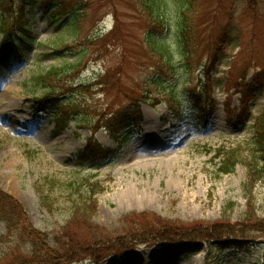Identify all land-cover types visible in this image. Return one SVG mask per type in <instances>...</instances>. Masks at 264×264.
<instances>
[{
    "label": "rangeland",
    "instance_id": "1",
    "mask_svg": "<svg viewBox=\"0 0 264 264\" xmlns=\"http://www.w3.org/2000/svg\"><path fill=\"white\" fill-rule=\"evenodd\" d=\"M46 1L3 0L7 16L0 12V20L10 19L13 38L5 42L0 34V193L18 203L26 220L52 240L75 204L90 202V182L95 232L141 228L145 217L189 228L240 225L249 210L246 190L255 201L253 218L264 224V181L247 184L254 119L264 113V74L255 80L264 72V0L251 8L250 0H200L189 15L196 52L190 65L177 54L175 71L153 53L147 34L154 31L173 49L179 18L174 10L181 1L163 0L168 29L141 10V0H63L61 13ZM71 8L78 22L71 25L69 18L61 25L58 20ZM223 35L232 40L214 65L206 51H217ZM51 68L58 71L45 80L54 95L64 97L60 104L71 101L84 111L77 124L69 120L61 129L56 103L37 106L45 91L35 78ZM203 109L215 110L204 128ZM127 110L139 113V124L115 143L102 127L116 124ZM93 138L112 156L100 170L76 160ZM226 152L237 160L227 174L219 169ZM141 213L145 217L133 215ZM6 222L0 215V237ZM76 231L86 229L80 225ZM239 231V244L230 247L188 239L158 246L132 242L127 247L135 251L124 264H264V232ZM15 237L20 239L13 235L0 244V264L8 263ZM59 264L122 262L97 250L94 258L83 254Z\"/></svg>",
    "mask_w": 264,
    "mask_h": 264
},
{
    "label": "trees",
    "instance_id": "2",
    "mask_svg": "<svg viewBox=\"0 0 264 264\" xmlns=\"http://www.w3.org/2000/svg\"><path fill=\"white\" fill-rule=\"evenodd\" d=\"M22 1H27V3H30L33 0ZM179 1H181V4L176 5L174 10L179 17L176 21L175 47L172 49L168 42L163 40V38L157 37L154 31H149L147 34L148 43L153 53L156 56L161 57L167 66L173 68V71L177 69L176 65L174 64L177 54H179V57L183 58V60H186V62L189 64L196 52L194 48V40H192L191 35L193 25L189 15L193 11H198L200 0ZM254 1L255 0H250V8L252 7ZM46 2L58 8L55 12H60L61 9L64 8L63 0H47ZM141 7V10L147 14L149 18H154V20H156L159 26H161L163 29H165V26L167 29L170 27L168 16L166 13H164L165 5L163 0H141ZM13 9L14 7L12 6V10ZM3 10L4 2L3 0H0V12H2L3 15L6 14L7 16V12H3ZM73 10L74 9L71 8L68 13L66 12L65 17H63V22L66 21L67 17L73 15ZM14 14L15 13L12 14V11H10V15ZM77 17L78 16L74 17L75 20L73 19L74 21H71V25H75L78 22L79 18ZM7 19V17H1L0 33L10 37V19ZM60 22L61 19L59 20V23ZM227 37L228 35H223V37L220 38L219 48L217 51L215 50L214 53L207 49L206 53L212 56V58L209 60V63L214 62V65L220 63L221 59L224 57L226 47H228L232 40V37ZM219 49L221 51H219ZM56 71H58V69L53 68L45 74L39 75L38 78H35L34 84L36 86L40 84L43 85V89L45 91L39 103H44L50 100H59V95L56 96L53 94L54 90H51V88L47 86L49 81L45 80V78L55 75ZM263 74L264 72L260 71L255 80H263V78H261ZM244 77L245 75H243V78ZM200 85L203 89L208 87V84L206 83ZM94 86L95 85L92 84L91 86L86 87L91 88ZM78 90L83 91V89ZM71 93L72 92H69V95H71ZM172 99L174 102L179 104L180 100L178 96L173 95ZM194 99L199 105L201 104L202 101L200 98L194 97ZM144 100L147 102L150 101L148 100V97ZM64 105L65 108H63L62 112H60L56 117L58 119L60 118L58 121L59 129H61V126L66 124V121L71 118V115L76 119L80 117L81 113H84L83 110L80 112L78 111L80 108L79 105V108H74V104L71 103V101H67ZM212 112L213 111L209 110H205L203 112L205 125L208 124L209 119L207 117L209 115L211 116ZM130 113L132 112L127 110L123 117L118 119L119 121L116 122V124L110 123L104 126L107 127L108 131L110 130L109 132H115L117 131V126L122 127L121 124L125 123L126 121L128 123L131 122L132 114ZM134 115L136 116L135 119L137 120L138 115ZM90 123L92 124L93 121ZM201 125L204 127V124ZM254 128L255 138L250 159L252 173L249 174V180L247 183L252 186L256 184L258 179H262L264 181V113L255 119ZM118 132L119 130L116 132V134ZM226 153H228L226 157L227 159H225L226 161L223 163L222 167L219 168L220 171L225 174L233 172V169L237 164L235 153ZM108 156L109 151L104 150L103 147H101L100 144L94 140H90L85 151L79 155L80 160L84 164H88L90 167L95 169H100ZM256 174L257 177H255ZM89 186L90 197H88V199H90V202L86 201L87 199H84L81 203L75 204L67 225L63 227L62 230L58 232L52 240L46 232L36 229L26 220L23 210L12 197L0 193V201L2 200V204H4V207H0V215L7 221L5 223L6 232L0 237V244L9 241V238L13 235H16L18 238L20 237V239H16L15 237L16 242L11 247L12 252L8 263L6 264H59L61 261L74 262L77 257L83 254L94 258V253L97 250L107 255L109 254V256H116L119 259L125 261V259L135 251L133 245L127 247V245L132 242H138V244L148 243L149 246H157L159 244L164 245L166 243H173L174 241L177 242L178 240L188 239L190 241L195 240L207 243L215 241V243L220 245V247H230L233 245L237 246L239 244V239L237 238L244 235L239 231L241 227L264 232V224L257 223V219L253 218L256 207L255 201L252 198V191L246 190L248 185H245V190L248 193L249 210L245 213V222L240 225L233 226L231 223H221L209 227L201 226L199 228H189L180 224L166 223L161 218H155V220L152 221L148 219V217H145L144 213H141L133 214L146 218L145 220L143 219L144 221L142 222L141 228H138V225H134L128 229L122 228L121 231H117L115 235H113V233L107 234L106 232H95V225L92 223L95 220L94 218L97 214L95 205V184L89 182ZM89 205H91V207ZM46 207L49 206L46 205ZM80 225H83L86 229V231H83V233L76 231V227H79ZM14 232L16 233L14 234ZM154 237L155 239H157V237H161L162 239L160 241H155ZM231 237L233 239H229ZM24 248L27 249L25 252L26 254L24 253ZM96 257H99L97 260H102L104 256H101L102 258H100V256ZM216 263L220 264V261H216Z\"/></svg>",
    "mask_w": 264,
    "mask_h": 264
}]
</instances>
